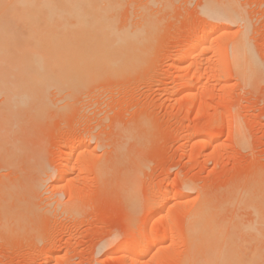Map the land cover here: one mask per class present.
<instances>
[{
	"label": "rangeland",
	"instance_id": "rangeland-1",
	"mask_svg": "<svg viewBox=\"0 0 264 264\" xmlns=\"http://www.w3.org/2000/svg\"><path fill=\"white\" fill-rule=\"evenodd\" d=\"M208 1L168 0L169 7L159 15L162 30L147 65L137 75L96 82L76 96L77 104L67 111L59 109L60 103L54 108L53 99L48 109L52 111L47 110L46 117L36 119L24 135H19L17 156L4 158L0 154V194L2 186L20 185V193L32 189L29 184L34 185L36 174L33 159L39 152L46 167L56 173L39 180L41 185L38 183L34 190L29 207L25 204L26 211L30 208L28 213L16 210L25 220L31 215L30 224L25 223L27 232L21 227L15 232L16 225L10 216L6 218L8 211L6 216L1 212L3 207L10 211V206L5 196H0V216L7 219L0 218V264H122L135 250L117 258L111 255L116 246L130 238L137 242L146 233L156 242L151 241L149 253L134 257L131 264H181L187 251L186 218L201 193L220 203L264 183V75L245 83L229 66L230 46L241 27L210 19L202 8ZM231 1L245 17L247 37L263 74L264 0ZM204 26L212 27L211 32H204L205 37ZM200 36L207 39L210 50L180 63L177 52L191 38ZM214 55L219 59L223 55L224 63L214 61ZM192 79L198 80L192 92L194 103L189 104L182 94ZM237 127L243 130V148L236 143ZM125 134L130 137L128 146L138 154L136 167L116 151ZM81 140L85 141L83 150ZM76 155H80L78 162L87 163L69 167L70 174L67 172L66 180L60 182L62 169L58 168ZM131 174L136 178L127 181ZM127 184L135 188L133 200L129 199ZM164 194L170 200L161 205L159 197ZM21 195L18 200L25 201L27 195ZM66 207L74 212L68 214ZM241 209L236 211L242 222H248L250 212ZM154 210L160 211L157 222L151 221ZM160 243L167 247L156 256ZM245 247L264 261V232L260 240Z\"/></svg>",
	"mask_w": 264,
	"mask_h": 264
},
{
	"label": "bare ground",
	"instance_id": "bare-ground-1",
	"mask_svg": "<svg viewBox=\"0 0 264 264\" xmlns=\"http://www.w3.org/2000/svg\"><path fill=\"white\" fill-rule=\"evenodd\" d=\"M168 7V0H0V154L3 157L4 155L11 156L13 159L14 156H17L16 151L19 150L20 141L19 135L27 132L34 125L36 119L42 117L47 113L48 109H51V101L53 99H56L53 107L60 103L59 109L67 111L69 107L77 104H75V97L83 94L96 82L104 79H127L143 69L148 63L150 51L152 52L151 49L156 42L157 34L159 30H162L160 28L162 20L159 15L162 12L164 13V10ZM202 8L203 13L213 21L236 23L241 27L239 36L237 39L235 37L236 41L231 43L228 59L229 66L235 69L236 75L240 76L245 83L255 76L263 77V68L257 60L247 37L248 25H246L245 17L238 10L236 4L231 0H210ZM165 12L167 13L168 11ZM165 15L163 14V16ZM210 25L213 27L214 24ZM211 28L207 26L205 31L202 29V36L204 35L203 37H205L206 33L211 32ZM203 37L196 38L197 40L189 39L190 41H187L185 47L180 49V52H177L178 54L175 57H178L180 63L186 62L191 56L196 58L198 55L200 56L210 50L207 39ZM206 37L208 36L206 35ZM219 49L221 50V48ZM220 56L221 59L215 55L212 59L219 64H223L224 60L222 59L225 58L223 55ZM227 76L225 75V77ZM221 78L223 79V77ZM190 80H187L188 82L185 80L187 86L184 85L186 88L182 96L188 98L189 104H192L194 103L192 102V92L196 88L197 84L195 81L198 79ZM51 111L48 110V113ZM44 117L46 116L42 118ZM239 127L236 129L235 139L238 147L243 148L244 139L241 135L243 130L240 131ZM194 130L196 131V129ZM129 140V136L123 135V140L116 147V151L130 164L133 162L131 165L134 167L137 163L136 159L139 161V157L134 148L128 146ZM81 141H79V144L83 143L81 147H84L85 141ZM41 154V152L37 153L33 159L36 174L35 182L33 181L34 185L29 184L32 187V189L29 187V192L23 193L22 190L25 189L21 188L22 193H20L19 189L21 186L18 183L20 187L16 184L2 186L0 196H5L8 208L10 206V211L9 209L4 210L3 207L1 212L6 216L5 211H8L6 218L10 216V221L13 222L14 226L16 225L15 232H18L20 227L25 228L27 232L25 223L28 222L30 224L29 217H31V215L28 217L26 214L28 220H25V217L16 212V210L22 209L23 211L26 203L27 207H29V201L35 195L33 194L34 190H37L38 183L40 184L39 180L53 177V174H56L53 173L54 170L46 167ZM78 156L80 155L72 156L68 160L64 159L65 161L63 160L64 162L60 163L61 167L58 168L62 169L58 178L60 182L66 180L69 173L68 168L76 165L80 159H78ZM80 162H78L79 165H81ZM85 163L87 162L85 161ZM83 166H80V169ZM132 174L131 177L129 175L128 179H126L127 181H133L131 179L136 178V175L133 177ZM129 183L132 184L133 182ZM128 184L126 186L128 188V196L129 199L133 200L136 196V191L134 186H129ZM187 185L190 186L189 184ZM254 187L257 188L256 186ZM255 188H251V190L247 188L249 190L242 193L239 190L240 193L226 200L223 198L225 201H219L220 203H217V200L212 202V199L209 200L204 193L200 194L199 202L194 209L191 208L192 210L186 218L187 251L181 264H264V261L255 255V252L249 251L245 247L246 244L260 240V236L264 232V183L259 184L256 190ZM198 191L200 192V190ZM18 193L20 195L26 194V200H18L20 196ZM165 194L159 197L161 205L170 200L168 195ZM231 194L233 195L234 193ZM22 205H24L23 208L21 207ZM134 207L136 208V206ZM240 208L244 209V211L247 209L250 212L251 220L242 222L244 219L241 220L237 212ZM28 210L30 208L27 211L25 209V213H28ZM65 211L68 214L74 212L70 207H66ZM158 212L160 211L156 210L154 212L151 219L152 222L157 220L160 214ZM226 213L230 214L226 216ZM0 218L2 217L0 216ZM2 221H7V219ZM16 227H18L17 230ZM3 229L5 230L4 227ZM22 231L24 232L23 229ZM146 234H143L142 237L141 235H136L139 236L137 242L131 241L132 238H130V241L119 242L120 244L118 243L119 245L116 246L111 255L118 258L120 255L122 256V253H126L125 251L129 252L131 250L129 252L130 255L132 249H134V256H126L127 258H124L125 260L122 261V264H131L134 257L145 256L152 249L153 242L151 241L155 240L156 242L152 234ZM170 243L172 244L171 241ZM166 247L160 243L156 248L157 250H155L157 252ZM158 255L159 252H157L156 256Z\"/></svg>",
	"mask_w": 264,
	"mask_h": 264
}]
</instances>
